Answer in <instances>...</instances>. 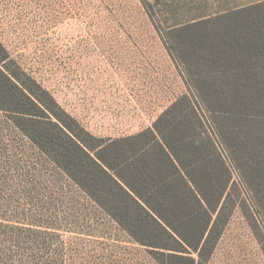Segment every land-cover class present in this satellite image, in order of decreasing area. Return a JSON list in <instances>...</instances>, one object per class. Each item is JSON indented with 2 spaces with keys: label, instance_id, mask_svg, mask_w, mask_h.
<instances>
[{
  "label": "rangeland",
  "instance_id": "obj_1",
  "mask_svg": "<svg viewBox=\"0 0 264 264\" xmlns=\"http://www.w3.org/2000/svg\"><path fill=\"white\" fill-rule=\"evenodd\" d=\"M249 13L258 24L264 0H0V44L12 61L0 67L20 74L50 121L56 114L98 150L152 128L189 93L190 37ZM175 26L186 38L174 59ZM16 122L0 110V264H170L133 242ZM233 181L228 221L207 261L187 255L195 264H264V194Z\"/></svg>",
  "mask_w": 264,
  "mask_h": 264
},
{
  "label": "trees",
  "instance_id": "obj_2",
  "mask_svg": "<svg viewBox=\"0 0 264 264\" xmlns=\"http://www.w3.org/2000/svg\"><path fill=\"white\" fill-rule=\"evenodd\" d=\"M247 15L227 21V31L216 27L190 37L188 49L181 42L187 55L197 56L194 75L184 79L189 93L152 128L98 150L56 114L59 123L50 121L20 74L2 67L0 110L14 114L27 137L133 242L170 264H195L190 252L207 261L233 207L227 209L234 173L243 193L246 184L264 194V18L257 24ZM183 32L176 26L168 31L173 42L166 48L174 59ZM7 62L0 44V64Z\"/></svg>",
  "mask_w": 264,
  "mask_h": 264
},
{
  "label": "crops",
  "instance_id": "obj_3",
  "mask_svg": "<svg viewBox=\"0 0 264 264\" xmlns=\"http://www.w3.org/2000/svg\"><path fill=\"white\" fill-rule=\"evenodd\" d=\"M182 96H183V95H182ZM176 99H177V98H175V100H176ZM175 100H173V102H174ZM173 102H171V104H172ZM171 104H170V105H171ZM170 105H169V106H170ZM169 106H168V107H169ZM168 107H167V108H168ZM167 108H165V110H166ZM162 112H163V111H162Z\"/></svg>",
  "mask_w": 264,
  "mask_h": 264
}]
</instances>
